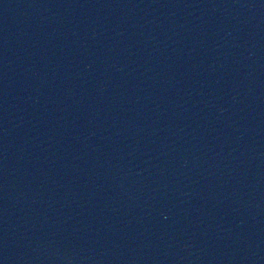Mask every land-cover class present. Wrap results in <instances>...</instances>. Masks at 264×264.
I'll use <instances>...</instances> for the list:
<instances>
[{
  "label": "water",
  "instance_id": "water-1",
  "mask_svg": "<svg viewBox=\"0 0 264 264\" xmlns=\"http://www.w3.org/2000/svg\"><path fill=\"white\" fill-rule=\"evenodd\" d=\"M0 264H264V0H0Z\"/></svg>",
  "mask_w": 264,
  "mask_h": 264
}]
</instances>
